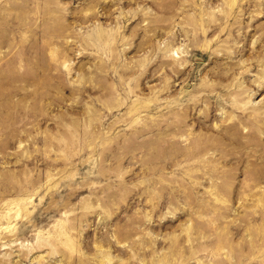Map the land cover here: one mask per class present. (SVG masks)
I'll return each instance as SVG.
<instances>
[{
  "label": "rangeland",
  "instance_id": "1",
  "mask_svg": "<svg viewBox=\"0 0 264 264\" xmlns=\"http://www.w3.org/2000/svg\"><path fill=\"white\" fill-rule=\"evenodd\" d=\"M0 264H264V0H0Z\"/></svg>",
  "mask_w": 264,
  "mask_h": 264
}]
</instances>
